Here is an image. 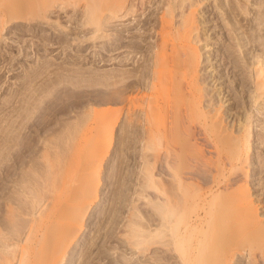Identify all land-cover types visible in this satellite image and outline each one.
Returning a JSON list of instances; mask_svg holds the SVG:
<instances>
[{"label": "bare ground", "instance_id": "obj_1", "mask_svg": "<svg viewBox=\"0 0 264 264\" xmlns=\"http://www.w3.org/2000/svg\"><path fill=\"white\" fill-rule=\"evenodd\" d=\"M83 1H85V5H83L85 6V11H82L83 14H81L82 17H80V20H78V23H80L78 26L81 29L90 31L92 33L91 36H79V38H73L74 40L71 41L72 38H69L68 33L63 30L64 26L59 28L58 24L60 20L56 21L58 24L51 22L48 23L55 31V34H49L50 31L48 34L45 33V35L38 34L39 41H41L39 43L42 44H38L34 47L33 51L36 56L40 55L41 51H44L45 54L53 53V55L56 56L63 54L66 55V58L70 55V60L67 62L68 65L71 64V67L62 66L59 63L55 65V70L58 71H53L54 73L49 71L50 74H48L46 70L52 66V64L48 62L49 65L47 63V67L39 66V71H30L35 77L42 76L40 80L41 83L33 86V81L30 80L29 77L24 78L27 85L31 84L29 86L33 88L29 90V87V92L26 89L29 93L27 94L29 97L26 96V94L24 95L28 100H25V107L23 106L24 102H22V107H24L25 110L27 107L30 111L27 109L26 111H28V114H24L22 112L25 110H22L20 113L22 119L19 122L24 130L27 129L30 133L26 140L23 138L20 143L17 141V145L30 146L32 141H34L31 137L33 136V133L36 132H50L51 135L53 133V136L57 133L55 135L58 137V133L60 135V132H62V129L59 126L61 123L58 126H54L56 125L54 122L57 121V116L60 115L59 113L62 108V110H64L73 105H82L84 102L92 101L97 104H114L117 108L112 110L102 109L104 110L103 112H100V118L102 121L99 122L100 124L96 121V126H90L87 123L88 115L86 118L85 113H88V111L85 113L81 111V113L83 112L85 114L84 118L87 120L84 118L83 120H86V123L83 121L82 123L80 120L78 121V119L74 120L78 123L80 122V124H84L83 126L81 124L80 128L82 127V129H80L78 127L80 124L77 123L78 128H76L73 122H71L74 125L75 130H73V125H71L73 132H67L68 134L62 132L66 135L65 138L67 139H65L64 146L66 147L67 145V147L71 146V148H74L89 145L90 142L88 138H91V134L93 133H97L98 136L95 140L96 146H100L106 142L109 146L117 145L119 148H127L134 144V140H141L142 142H140L143 144V148L148 150L153 158V162L150 160L152 164L150 169L148 168L150 170L149 172L154 173L156 168L160 175H158L160 180H157L160 183H157L156 178H153V176L156 175L154 174L151 177L148 175V178L147 175H145L144 178H147L145 179L146 183L141 184H145V187L143 186L145 190L151 189V191L146 190V194H150L158 199V207L155 208H157L158 212L161 214L160 219H162V227H164L165 230L164 232L169 233L170 237H172L171 239H173L172 242L175 247H172L173 249L176 248L177 264H241L243 263V258L241 259L242 254L243 256L246 255V258L248 259L246 264H264V169L261 167L260 163H257L254 160L255 157H252V153L249 154V151L255 146L253 145V140L250 138L255 137L254 127L256 126H254V121L252 120L255 115H252L250 102L254 104L253 106L257 108L259 114L264 113V103H262V105L260 104V102H263L264 100L259 102L260 95H257L258 90L259 92L261 91V93L258 94L263 95L262 93L264 91L262 90L264 89L260 90L259 88L262 87V85L264 86V84L260 83V85L262 84L260 86L258 84L259 81H256L260 79L259 77V79H256L257 77L255 76V74L258 73V71H255L257 67L253 68L252 73L254 74H252L251 77H246V75H244V77H239L237 70H239L238 68H240V70L243 68L240 67L241 65H239V63H235L231 60L229 56L230 53L229 55L228 53L225 55L222 47L217 48V50L213 47L214 49L211 50L210 46H214V44L221 45L226 43L225 36H223L224 30L222 29V31H220L222 32L221 38H218V40L215 41V36L212 37L214 29H210L209 27L208 30H206L205 38L202 36L203 39L207 38V42L206 40L204 41L206 45H204V43L203 47H199V43L202 41L200 35L203 32L202 27V30H200V25L203 24L206 28L207 24L211 22V19L207 16L208 14L206 15L202 8L197 9V11L200 9L202 10L201 12L199 11L197 15L195 14L196 11H194V9L200 4H205V0H195L196 2L193 0H163V5H161L162 8L160 7L162 10L161 16L159 19L154 18V20H150L154 23L152 24V27H150L151 25L149 27L151 29L155 28V31H153L155 34H158V39L156 38V40H154L155 42L152 45L153 50H151L153 51L154 57L152 60V66L146 64L147 66H140L142 68L141 71L136 70L137 72H133L134 69H128L125 71L122 70V74L115 72L114 74L111 73V75H100L97 73L86 74L87 70L84 69V65H88L91 62L94 65L99 63L105 65L112 60L116 61L117 57H109L106 52L110 53L111 51H115L113 55L118 54L119 56V53L121 54L125 47L128 48L135 46L136 48L142 49V42L140 44V41H132V39H129V41L123 40L120 33H117L116 35L114 34L117 37L113 42L111 41V44L108 43V45H103L102 51H95L93 54L91 52V55H85L86 53L84 51H86L93 43L96 45V43L103 42L101 39L106 38L107 34L105 33L108 32L107 28L110 24L121 23L123 26L127 21L131 22L132 19L135 20V17L142 11L144 12L146 6L153 0H16V4H11L13 7H9L4 3L7 7L6 9H0V18L3 16L7 17V15L13 16L12 14H16V16L11 18L13 20L14 18L25 19L31 17L35 22L31 29L32 31L34 30L35 33V31L39 29L41 30V19H48L54 14H56L57 19H60L62 13H68L70 10L71 12L72 10L73 12H76L74 11L75 9H72L71 7L79 5L78 7L81 8L82 5L80 6V4ZM222 4L224 3L222 2ZM219 5L221 4H218V6ZM204 6H206V4ZM2 7L3 4L0 8ZM220 7L223 8L222 5ZM212 11L209 12L212 13ZM8 17L10 18V16ZM197 18L199 20H197ZM144 23L148 22L145 21ZM233 25L234 24H232V26ZM208 26H210V24ZM216 26H218V24H216ZM216 26L215 30L216 28L218 29ZM129 29L130 28H128V30ZM199 30L201 31V34ZM145 32L146 31L144 30V34ZM73 42H76V46L78 47L77 50H79L76 54L66 52L70 51L69 49L72 45H75ZM252 42V47L257 49L255 35ZM232 45H228L229 47L227 49L230 50H227L226 52L229 51L234 53L233 49L231 50ZM240 45L241 44L239 43V46ZM204 47H207V50L204 49ZM202 50L209 51V55L214 54L215 52L218 53V56L215 54L213 56L210 55L207 58L210 59V63H213V66L209 67L213 70L209 71L208 75V72L206 71L209 70L208 66L203 68L206 73H202V63L205 62L204 57L202 56L205 53L202 54ZM65 52L67 54H65ZM82 52L85 54H82ZM219 53H223L222 56L219 57ZM129 57L130 55L126 56L124 59H120L119 63L124 62L126 64L131 60ZM213 60L214 62H212ZM206 63L208 64V61ZM229 64L232 65L230 68ZM44 65L46 66V64ZM231 68L233 69L232 72H235L233 75L234 79L232 80H230L231 78L228 76ZM52 74L53 76H51ZM210 78L211 80H209ZM229 81L232 84H229ZM212 82L214 87H218L217 90L215 89L218 91L217 97L220 98H218L220 102H217V106L214 105L212 101L213 99L211 100L213 97H209L210 99H208L207 96L209 94L206 95L204 93V91H206L205 86ZM99 83L107 89L99 87ZM251 83H256L254 84L256 85L254 86V89H256L255 91H253L254 89H252V91L249 90L250 88L247 89L248 85L251 86ZM97 84L99 85L98 87ZM210 86H212V84ZM135 91L141 93L139 97V94H137L138 98H135V93L133 94ZM130 92H132L134 97L132 94H129ZM103 93H107V98L101 99L104 95ZM99 94H102L101 97ZM238 94H240L243 99V102L242 99H240L242 102L241 110L237 109V111H239L237 112L239 113L237 114L238 116L234 117V121H232L233 117L232 119L230 118L232 124L227 127V125L224 124L223 117L229 115L228 113L231 112L227 111L223 113L224 115L222 116L220 111H222L223 106L228 101L235 102L234 100L238 99L236 98L239 96ZM214 101L216 100L214 99ZM94 111L97 114V109L94 108ZM136 111L142 112L141 116L135 115L137 114ZM229 111L233 112V109ZM82 114H80V116L83 117ZM234 115H236V113H234ZM98 116H100V114ZM123 116H126L125 125L123 124L124 127H121L123 132L120 133L121 135H116L117 129L121 126L120 124H122ZM79 117L76 116V118ZM100 118H97V120ZM227 119H229V116ZM227 121L228 120H226V122ZM231 121L229 122L231 123ZM62 123L64 122L62 121ZM236 125L240 127L237 129ZM137 126H141L142 130H138ZM233 127H235L234 131ZM69 128L70 126L68 129ZM68 129L66 128L65 130L70 131ZM51 135L50 138L52 137ZM260 136L258 135V137ZM61 138L58 139L57 142L60 143L59 140L64 139ZM94 138L92 137V139ZM53 142L56 144V141ZM50 143H45L47 145L44 144L45 146H42L48 147V144L50 145ZM55 144L53 146H56ZM20 145L19 147H21ZM59 147L61 146H58V148ZM105 147L108 146L105 145ZM48 148H50V146ZM263 149L264 148H262L261 151ZM260 154L262 155V153H259V156ZM151 167H153V171L151 170ZM153 173L150 174L152 175ZM77 183L78 181L76 184ZM82 183L83 182H81V184ZM168 183H170L171 186ZM57 184L59 183L57 182ZM167 184L171 189H167ZM48 186L50 185L48 184ZM63 186H67L68 188H62L60 193L59 190H57L58 192L56 193H59V196H56L54 199L53 206L50 205V208H47V211L45 210L46 212L44 211L45 213L40 212L42 215L40 214L41 217H39V221H37L38 224L36 223L37 226L35 225V227H33L35 228V232H33L34 230H31L35 233L36 237L34 238L37 239V234L40 233L38 228H40V230L44 229L45 234H42L44 237L42 236L40 238L39 243H26L25 248H22V253L20 250V253L22 254L20 255L19 253L20 259L13 254L19 259L18 263L16 262L17 264L61 263L64 253L67 250L68 245H70L69 242L72 234L74 235L75 233H73L74 230L72 227L64 229H59L57 227L58 230L55 227L61 224L62 217L65 216L68 209L71 210L69 213H74L73 218H79L83 212H85L84 202H72L74 201L71 194L73 185H67L66 182ZM60 187L61 186L59 185V187L56 188L61 189ZM92 187L93 186H91V189ZM145 190L143 191L145 192ZM251 190H253V192H251ZM74 192H76V190ZM78 192H76V195ZM82 193L83 197L80 196V198L82 197V199H84L85 196L90 193V188L84 190ZM140 193L138 194L140 195ZM91 194L93 196L96 192L93 193L92 190ZM76 195L74 197H76ZM90 195L88 196L92 197ZM34 197H36L35 193ZM259 205H262V216L259 212ZM29 207L30 206H28V208ZM43 208L44 207H42V209ZM7 211L10 210L7 209ZM13 211L14 210H12V213ZM7 214L10 213L8 212ZM80 218L82 219V217ZM59 227L61 228L60 225ZM41 232L44 233L43 231ZM33 233L31 236H34ZM158 233L159 232H157V234ZM27 238L29 242L30 237ZM34 238L32 237L31 239ZM40 241L42 242L40 243ZM13 246L17 247V243ZM11 248L9 249L10 251ZM16 251L17 249L15 252ZM14 256L9 255L7 258L5 257L6 260L4 259V262L1 264H14Z\"/></svg>", "mask_w": 264, "mask_h": 264}, {"label": "rangeland", "instance_id": "obj_2", "mask_svg": "<svg viewBox=\"0 0 264 264\" xmlns=\"http://www.w3.org/2000/svg\"><path fill=\"white\" fill-rule=\"evenodd\" d=\"M219 1L205 0L206 6H204L205 4H202V5L200 4L201 6L198 5L197 7H195L196 9H194V11H196L195 14L197 15L199 11L200 12L202 11L201 9L197 11V9L202 8L205 11L206 15L208 14L207 16H209L211 19L210 20L211 22L207 24V26L209 24L210 26L208 27L206 26L205 28L203 24L200 25V30H202L203 28L202 30L203 32L201 34V31L199 30L201 34V35L199 34L201 37L200 39H202L201 43H199V47L200 46L203 47L204 45H206L204 41L207 38L203 39L202 36L205 38L206 30H208L209 27L210 29H214L212 37L215 36V39H214L215 41H217L218 38L219 39L221 38L222 32L220 31L224 30L223 36H225L226 43L221 44V45L214 44V46L213 45L210 46L211 50L214 49L213 47H215L216 50L217 48L222 47L225 55H227L226 53H228V55L230 53L229 56L231 60H233V62L235 63L236 62L239 63V65H241L240 67L244 69V70L242 69L243 70L242 71L240 70V68H238L239 70H237V74H239V77H242V76L244 77V75H246V77L248 76L251 77V75L254 74L252 73L253 68L257 67V69L255 68L256 69L255 71H258L259 76H258V73L256 72H255L256 73L255 76L257 77L256 79H259V78L260 79L256 81H259L258 83L259 85L260 83L264 84V0H219ZM222 2L226 5L222 4ZM0 3H1V6L3 4V7L0 9H6L7 7L6 5H8L9 7L10 6L13 7L12 5L16 4V0H0ZM4 3H6V5H4ZM84 3L85 1L81 2L80 4V6L82 5L81 8L83 10L80 7H78L79 5H77L76 7H71L72 9L74 8L75 9L74 11L76 12H73V10L71 12L70 10L68 13H62L60 19H57L56 14L50 16V18L48 19H45V18L41 19L40 20L41 30L39 29L35 31V33H34V30L32 31L31 29L33 28L32 27L33 23H35L31 17H27L25 19L14 18L13 20L11 18H13V16H16V14H12L13 16L7 15V17L3 16L0 18V23H1L0 24V264L3 263L4 259L6 260V258L9 255L14 256L13 254H15L20 259V255H22L21 253L23 251L22 248H25L26 243H39L40 238L43 236L42 234H45L44 232L45 230L44 229L40 230V228H38L40 233L37 234V232L39 231L36 232L37 239L39 238L37 240L34 238L36 236H35V233H33L35 232L34 230L35 228L33 227H35L37 221H39V217H41L40 214L43 213L45 210L47 211V208H50V205L53 206L54 199L56 198V196H59V193L61 192L62 188L64 189L65 187L68 188L67 186H63L64 184H66V182H67V185L69 184L73 185L74 190L73 189L71 190V194H72L74 201L72 202L74 203L84 202L85 212H83V214L80 216L82 217V219L80 217L73 218L74 213L73 212L69 213V211L71 210L68 209L67 210L68 212H66L65 216L62 217L61 224H59L61 228L59 227V225L55 227V228L58 227L59 229L72 227L74 230L73 233H75L74 235L72 234L71 240L69 242L70 245H68L67 250L65 251L60 264H177L178 262L176 258L177 253L175 252L176 248L173 249V247H175V245H173V242H172L173 239H171L172 237H170L169 233L164 232L165 230H164V227H162V219H160L161 214L160 212H158V209L155 208V207H158V203H159L158 199L154 196H151L150 194H146V190L151 191V189L145 190V188H143L145 184L142 185L143 183H146L145 179L148 178V175L149 177H151L154 174H156L153 176V178L154 179L156 178V181L160 180L159 179L160 175L158 173V170H156V168L154 170V173L149 172L150 166L153 162V158H152L151 153H149L148 150H145L143 148V144L141 143L142 141L136 139L134 140V144L127 148L125 147L119 148L117 145L109 146L108 143L106 144V142L105 144L96 146L95 140L97 139L98 136H97V133L96 134L93 133L91 134V138L89 137L90 135L88 136L90 138V139L88 138L90 142L89 144L90 146L84 145L81 147H74V148L73 147L71 148L70 145H68L70 147H67V145L66 147L64 146L65 141L67 140L65 138L66 135L64 133L73 132V130H75L74 125L76 126V128L78 127L80 128L81 124L83 122L86 123L85 121L87 119H88L87 123L90 126H96L95 124L96 121L98 123L102 121L100 118L101 117L100 112H103L105 109L112 110V109L117 108L115 107L114 104L102 103L103 104L102 105V104H97L96 102L92 101V102H84V104L82 105H73L64 110H62L63 109L62 108L61 109L62 111L60 110V113H59L60 115L57 116L58 117L57 121L54 122V124L56 125L54 124L53 125L58 126L61 123L62 125L60 124L59 126L61 127L62 132L64 133L60 132V135L58 133V137H56L55 134L57 133H55L54 134L55 137H54L53 133L51 135L50 132H46L48 134H46L45 132H41V133L36 132V133H33V136L31 137L32 140L34 141H32V144L30 146H21L20 144L17 145V143L18 142L20 143V141H22L23 138H25L26 140V138L29 137V133H30L27 129L24 130V128L21 126L19 122L22 119L20 113L22 112V110H25L24 108L26 105L25 100H28V98L25 97L24 95L26 94V96H28L27 94H29L28 93L29 90L33 88L29 86L31 84L27 85V82L25 81L24 78L29 77L30 80L33 81V84H32L33 86L35 84L41 83L40 80L42 76L35 77L33 73H30V71L36 72L40 70V67H47L49 65L48 62L52 64V66L49 67L48 70H46L48 74H50V72L52 73L57 72L58 70L57 71L55 70L56 69L55 65L59 63L62 66L71 67L70 66L71 64L68 65V62H67L70 60L69 59L70 55L69 57L66 58L65 57L66 55H63V54H59L56 56V55H53V53L45 54L44 51H41V54L36 56L35 52L33 51L34 47H36L38 44H42V43H39L41 41H39L40 39H39L38 34L45 35V33L48 34L49 31H50L49 34L51 33L55 34V31L48 23L51 22V23L58 24L56 21L60 20L61 22L59 21V24H58L59 28L61 26H64L63 30L66 31V33H68L69 38H72L71 41L74 40L73 38H79V36L80 37L91 36L92 33L90 31L86 29H81L78 26V24H80L78 23V20H80V17H82L81 14H83L82 11H85L84 10L85 6H83L85 5ZM162 3H163V0H153L150 4H148L149 6L148 5L146 6L145 8L146 11L144 9L145 13L142 11L141 13L143 14L140 13L138 16L135 17V20L132 19L131 22L127 21L128 23L126 22V24L123 26L121 23L120 24L114 23L113 25L110 24V26L107 28L108 32L105 33L107 34L106 38L101 39L103 40V42H101L103 44L96 43L95 45L93 43L94 46L92 44L86 51H84L86 54L83 52L82 54L91 55V52L93 54L95 51H102L103 45H108V43L111 44L113 40H115V38L117 37L115 36L117 33L118 34L120 33L123 40L129 41V39L130 40L132 39V41H138V42L140 41V44L142 42V49L136 48L135 46L128 47V48L125 47V49L123 48L124 51L121 52V54L119 53V56L118 54L113 55L115 51L113 52L111 51L110 53L106 52L107 55H109V57H112V58L117 57V60L116 61L112 60L110 62H107L105 65H102L103 63L94 65L92 62L88 65H84L85 66L84 69L87 70L86 74L88 73L96 74L97 73L100 75L102 74L111 75V73L114 74L115 72L122 74L123 71L128 70V69L129 70L134 69L133 72H137V71H141L142 69L141 67H144L147 65L152 66V63H153L152 60L154 59V57H153V51L151 50H153L152 45L155 42L154 40H156V38L158 39V36H157L158 34H155L154 32L155 28L151 29L150 27H152V24L154 23L151 21L154 20V18L159 19V17L161 16L162 10L160 9V7L162 8L161 6L163 5ZM208 4H209L208 7L212 9L213 11L207 7ZM218 4H221L223 8L220 7L221 5L218 6ZM209 11H212L213 14ZM8 16H10V18ZM199 17H200V14H199ZM197 20L199 19L197 18ZM145 21H147L148 23H144ZM216 24H218V26H216ZM232 24L234 25L232 26ZM222 25H223V28L225 27L224 29L222 28ZM215 26L218 27V29L216 28L215 30ZM42 27H43V30H42ZM45 27L47 28L50 27V28L47 29ZM128 28L130 29L128 30ZM148 28H150L151 30ZM233 28H235L236 30ZM144 30L146 31L145 32L146 35L144 34ZM233 32H234V35H233ZM254 35L256 38V42H257V49H254L252 47V43H253L252 40L254 39ZM101 40H98V41H101ZM214 40H211V41H214ZM239 43L242 45V46L240 45L241 49H240ZM73 44L75 45L71 46V48L69 49L70 51H66V52H70L71 54H76L79 51L77 50L78 47L76 46L77 45L76 42H73ZM228 45L233 46V48L231 46V50L233 49L234 53H231L229 51L226 52L227 50H230V49H227L229 47ZM206 48L204 47V49ZM66 52L65 54H67ZM208 52L209 51H205V50L201 51L202 54L205 53L202 55L205 61L202 63V73H206L207 71L208 72L207 75L209 74V71L213 70L209 68L210 66L211 67L213 66V63H210L209 62L210 59H207V58L210 55L213 56L215 54H217L218 56L217 52H215L214 54H210V55ZM222 54L219 53V57L222 56ZM128 55H130L129 59H131L129 62H127L126 64L124 62L119 63L120 59H124ZM207 61H208V64L206 63ZM212 62H214V60ZM44 64H46V66ZM206 66H208L209 70H206L204 72L203 68ZM231 66L232 65L229 64V68ZM230 70L231 71L228 76L231 78L229 79L232 80L234 79L233 75L235 72H232L233 71L232 68ZM28 72L32 74L33 76L30 75ZM51 76H53V74ZM209 80H211V78ZM228 83L232 84L230 81ZM211 84L212 86H210ZM254 84L256 83H251L250 84L251 86L248 85L247 89L250 88L249 90L252 91V89H254V86H256ZM207 85L205 86L206 91H204V93L206 95L209 94L207 96L208 99L213 97L211 98V100L213 99L212 101L214 105L217 106L218 104L217 102H220V100H218L219 97H217L218 91H216L218 87H214L213 82L210 83L208 86ZM98 86L99 85L97 84V87ZM99 87L106 88L102 84H100ZM263 87L264 86L262 85V87H260L259 89L262 90L264 89ZM26 89L28 90V92ZM255 90L256 89H254L253 91ZM258 93H261V91L259 92L258 90ZM258 93L257 95L258 96L260 95L259 96L260 100L258 99L259 102L261 100L263 101L264 92L262 93L263 95L258 94ZM103 94L104 95L102 97H101L102 94H99L101 99L107 98L106 97L107 93H103ZM129 94H132V92H130ZM133 94L135 98H138L141 95V93H137V91L133 92ZM137 94H139L138 97H137ZM210 95H213V96H210ZM238 95L239 96L236 97L238 99L234 100L235 102L228 101L223 106L222 111H220V114L222 116L224 115L223 113L227 111L232 113V114L228 113L229 115H225L223 117L224 124H226L227 127L230 124H232V121H234V117L238 116L237 114L239 113L237 112L239 111H237V109L241 110V106H242L241 103L243 102V99L240 94ZM206 98L204 99L207 100ZM214 99L216 101H214ZM240 99H242V102ZM22 102H24L23 103L24 105L22 104ZM232 103L234 106L232 105ZM262 103H264V101L260 102L261 105ZM20 105H21V108H20ZM22 105L24 107H22ZM253 105L254 104L250 102L252 115L253 116L255 115L254 116L255 118L253 117L252 120L254 121V126L255 125L256 126L254 127L255 137L254 138L251 137L250 139L253 140L252 142H253V145L255 146H253L254 148L251 151H249V154L252 153L251 154L252 157L253 158L255 157L254 160L257 163H260L261 167L264 169L263 167L264 166L263 165L264 164V157H263L264 149L261 151V149L264 148V113L259 114L258 113L259 111L257 110V108ZM238 106L240 107V109ZM94 108L97 109L96 111L97 114L95 113ZM230 108L233 109V112L236 113V115H234L232 111H229L231 110ZM27 109L28 108L26 107V110ZM26 110L22 113L28 114V111L30 110L29 109L28 111ZM81 111H83L84 113L88 111V113H85L86 118L88 115L87 119L84 118L85 114L83 112L82 114ZM136 112L137 114L135 115L141 116L142 112L140 111H136ZM98 113L100 114V116H98L99 115ZM80 114H82L83 117L80 116ZM78 115L82 118H80ZM76 116L79 117L80 119L76 118ZM228 116H229V119H227ZM125 117L126 116H123L122 124H120L121 126L117 129L116 135L118 134L121 135L120 133L123 132L121 127H124L125 125V122H126ZM83 118L86 120L84 121ZM97 118H100V119L97 120ZM230 118L232 119V121ZM76 119H78V121L80 120L81 122L82 121L83 122L80 124V122L78 123L77 121H74ZM226 120L228 121L226 122ZM62 121L64 123H62ZM229 121H231V123ZM71 122H73L74 125ZM77 123L80 125L78 126ZM71 125H73V128H74L73 130H72ZM83 125L84 124H82V126ZM69 126L70 128L68 129ZM236 127L238 129V127L240 126L236 125ZM66 128L70 131L65 130ZM80 129H82V127ZM137 129L142 130V127L137 126ZM234 130H235V127H233V131ZM20 133H23V134H20ZM50 135L52 136L51 138H50ZM258 135L259 136L261 135V136L258 137ZM92 137L93 138L95 137V138L92 139ZM60 138L61 139L64 138L63 139L64 142L63 140H59L60 143L57 142L58 139ZM53 141H56V144ZM45 143H50V145L48 144V147L50 146V148H48L47 146L43 147L47 145ZM54 144L56 146H53ZM19 145L21 147H19ZM105 145L108 147H105ZM58 146H61V147L58 148ZM259 153H262L263 156L261 154L259 156ZM142 156L144 159L142 158ZM150 160H152V162ZM152 169L153 167H151V170ZM150 173H153V174L151 175ZM145 175H147V178H144ZM14 179L15 180L17 179L16 181L18 182H16ZM20 179L23 181H21ZM74 180L76 182L78 181V183L76 184ZM158 181L157 183H160ZM57 182L59 184H57ZM81 182L83 183L81 184ZM47 183L50 186H48ZM168 184L170 185V183ZM168 184L166 186L167 189L168 188L171 189V187H169ZM59 185L61 186L60 187L61 189L56 188V187H59ZM90 185L93 186L92 189ZM94 187L96 190L94 189ZM28 188H29V192H28ZM88 188H90V193L88 195L92 193V190H93V193L96 192V194L95 195L93 194V196L91 194L90 196L92 197H89L87 195L85 196L84 199H82L83 197L82 192H84V190ZM77 189L79 192L77 191ZM57 190H59L58 194L56 193L58 192ZM75 190L76 192H78L77 195H76V192H74ZM137 190L140 191L141 193L138 192ZM143 190H145V192ZM251 192H253V190H251ZM34 193L36 194V197H34ZM52 193H53V196H52ZM138 193H140V195ZM73 194H75L76 197H74L75 195ZM80 196L82 197L80 198ZM39 197L41 198V200ZM37 198L39 199V201ZM28 206L30 207L28 208ZM261 206L262 205H259V212L261 213V216H262L263 209ZM42 207H44L43 208L44 210L42 209ZM7 209H9L10 211H7ZM11 209L14 210L13 213ZM8 212L13 217L10 214H7ZM14 214H15V217H14ZM9 218H11L12 220ZM31 230L32 231L34 230V231L32 232ZM41 231H43L44 233H42ZM31 232L33 233L34 236H31L32 234ZM157 232L159 233L157 234ZM26 235L27 237H30V239L32 237L34 239H31V240L29 239V242H28V238L26 237ZM167 239L169 242L167 241ZM41 242L42 241H40V243ZM16 243H17V247L13 246V245H16ZM3 245L4 247L6 246L5 249ZM7 246H10V247H7ZM10 248H11V251L9 250ZM16 249L18 252L17 251L15 252ZM20 250H21V253H20ZM5 251H8L10 254ZM16 256H14L15 257L14 262H13L14 264H17L19 261V259ZM242 256L243 254L241 255V259L243 258L242 259L243 263L241 264H246L248 262V259L246 258V255H244L243 257Z\"/></svg>", "mask_w": 264, "mask_h": 264}]
</instances>
